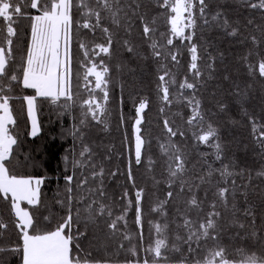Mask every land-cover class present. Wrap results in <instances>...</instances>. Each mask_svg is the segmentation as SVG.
Here are the masks:
<instances>
[{
    "label": "snow or ice",
    "instance_id": "obj_1",
    "mask_svg": "<svg viewBox=\"0 0 264 264\" xmlns=\"http://www.w3.org/2000/svg\"><path fill=\"white\" fill-rule=\"evenodd\" d=\"M139 62L153 68L162 129L149 130L151 98L140 96L117 152L103 139L114 74L134 75ZM38 98L80 113L51 201L49 177L28 171L37 164L12 131V101L22 99L38 134ZM242 124L264 161V0H0V240L14 238L0 244V264H264V199H252L264 163L238 167L225 139ZM188 141L211 151L192 164ZM118 156L123 169L111 166ZM141 181L164 186L150 208ZM150 213L159 219L146 237Z\"/></svg>",
    "mask_w": 264,
    "mask_h": 264
},
{
    "label": "trees",
    "instance_id": "obj_2",
    "mask_svg": "<svg viewBox=\"0 0 264 264\" xmlns=\"http://www.w3.org/2000/svg\"><path fill=\"white\" fill-rule=\"evenodd\" d=\"M252 14V13H250ZM24 35L23 41H27L26 32L22 33ZM21 34V35H22ZM73 73H74V92L76 89L77 81L75 79V74L79 71V61L82 58L81 53L78 49L77 38L74 37L73 40ZM184 67L180 69L181 73L186 71L187 56L182 60ZM135 68V74H128L127 72L121 77L119 74H114L115 87L113 91L112 101L109 103L110 115V132L115 131L111 136L108 134H103V139L105 142H112L116 145L117 152L122 151L121 141L124 139L125 134L132 138V123L134 121V103L142 95H148L151 98V104L149 110L146 112V122L148 123L149 130L154 134H159L162 129L163 116L159 113L160 103L156 98L154 91L155 75L153 68L150 64L145 62H139L138 65H132ZM120 83H123L124 88L121 92ZM261 86L256 85L259 89ZM80 91L83 93V89ZM18 96L31 95L32 90L18 89L15 93ZM86 96V93H84ZM256 97L253 100V105L255 107L256 113L260 114V101L256 93H253ZM121 97H123V102H121ZM13 112L17 120V125L12 128L13 134L18 135L22 141L21 151L26 154H30L35 160L37 167L30 168L28 171L32 174L45 175L49 177V180L44 186L43 192L48 201H51L53 194L57 189V178L61 175L64 167L63 158L68 155L69 150L73 147V140L70 132L72 130L74 120L73 116L79 118V108L74 107L73 113L69 115L63 112V110L58 106L51 104L48 101L38 98L37 100V116L40 128V133L35 137L30 135L31 132V122L27 116V106L22 99L13 100ZM175 109H173L174 111ZM62 115V118L60 117ZM123 115L124 123L120 124V117ZM11 127V126H10ZM227 134L225 136L226 141L229 143V159L235 160L238 167H247L249 169L258 170L264 161L260 159L257 155L256 147L252 139L250 132V127L246 124L232 128H227ZM109 132V133H110ZM247 145V151L243 150V145ZM186 151L189 154V158L192 164H196L200 157L199 150L195 146L194 141H188L186 144ZM124 156H118L114 158L112 162V167L114 168L117 164H120L123 169ZM226 163L229 161H225ZM191 166V165H190ZM123 177H118L119 182H123ZM241 182V181H238ZM255 184L261 185V191L257 195L253 196V202L259 204L261 199H264V183L260 180H254ZM142 186H146L148 191V198L146 201V208H150L154 202L155 196L163 198L164 186L161 185L158 189H153L150 182L144 183L141 181ZM115 185H113L114 187ZM2 211V210H0ZM55 211V209H54ZM174 211V209H170ZM47 214V213H45ZM159 219L156 214H147L145 216V236L148 235V220ZM54 226V225H53ZM129 228L135 231L134 225V213H129ZM14 238H9L6 236L3 240H0V244L11 245ZM16 258V257H15ZM14 257H7L10 264H20V259L17 260ZM19 262V263H17Z\"/></svg>",
    "mask_w": 264,
    "mask_h": 264
},
{
    "label": "rangeland",
    "instance_id": "obj_3",
    "mask_svg": "<svg viewBox=\"0 0 264 264\" xmlns=\"http://www.w3.org/2000/svg\"><path fill=\"white\" fill-rule=\"evenodd\" d=\"M22 33H23V32H22ZM22 33H21V34H22ZM23 38H24V35L22 34V35H21V39H23ZM113 89H114V88H113ZM112 98H113V91L110 92L109 103L112 101ZM36 117H37V119H38L37 111H36ZM60 117L62 118V115H61ZM110 118L113 119V116L110 115ZM133 123H134V121H133ZM133 123H132V125H133ZM38 125H39V123H38ZM114 133H115V131H111L110 133H108V135H111V136H112ZM200 149H201L202 151H203V150L211 151L210 149H205L204 146H202V145L200 146ZM217 166H218V164H217ZM11 257H13V256H11ZM15 257L17 258V260L20 259L19 256H14V258H15ZM16 258H15V259H16ZM17 263H19V262H17Z\"/></svg>",
    "mask_w": 264,
    "mask_h": 264
},
{
    "label": "crops",
    "instance_id": "obj_4",
    "mask_svg": "<svg viewBox=\"0 0 264 264\" xmlns=\"http://www.w3.org/2000/svg\"><path fill=\"white\" fill-rule=\"evenodd\" d=\"M30 122H31V121H30ZM37 122H38V119H37ZM38 127H39V125H38ZM39 133H40V128H39V132H38V134H39ZM38 134H37V135H38Z\"/></svg>",
    "mask_w": 264,
    "mask_h": 264
}]
</instances>
